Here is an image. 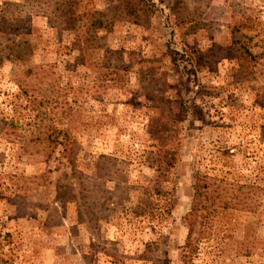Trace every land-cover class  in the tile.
<instances>
[{
  "label": "rangeland",
  "instance_id": "374dc122",
  "mask_svg": "<svg viewBox=\"0 0 264 264\" xmlns=\"http://www.w3.org/2000/svg\"><path fill=\"white\" fill-rule=\"evenodd\" d=\"M138 2L0 0V264H264V0Z\"/></svg>",
  "mask_w": 264,
  "mask_h": 264
},
{
  "label": "trees",
  "instance_id": "16d2710c",
  "mask_svg": "<svg viewBox=\"0 0 264 264\" xmlns=\"http://www.w3.org/2000/svg\"><path fill=\"white\" fill-rule=\"evenodd\" d=\"M152 0H139L137 6H130L127 8V19L135 25H140L142 17H148L153 12ZM256 57H253L255 60ZM54 144H63L55 140L51 141ZM223 181L217 178H211L206 175L196 174L194 184V199L191 206V211L186 217V223L188 225V234L186 238V248H190L193 242L194 226L199 216V213L207 209V202L211 201V204H215L218 199L221 198V192L219 189L220 184ZM202 234L199 235L201 237ZM198 237V238H199ZM165 264H168L166 262Z\"/></svg>",
  "mask_w": 264,
  "mask_h": 264
}]
</instances>
